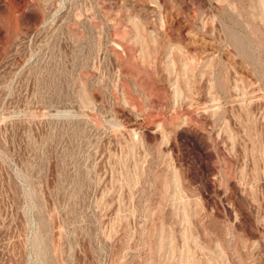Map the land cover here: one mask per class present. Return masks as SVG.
<instances>
[{"label": "rangeland", "instance_id": "374dc122", "mask_svg": "<svg viewBox=\"0 0 264 264\" xmlns=\"http://www.w3.org/2000/svg\"><path fill=\"white\" fill-rule=\"evenodd\" d=\"M0 264H264V0H0Z\"/></svg>", "mask_w": 264, "mask_h": 264}]
</instances>
